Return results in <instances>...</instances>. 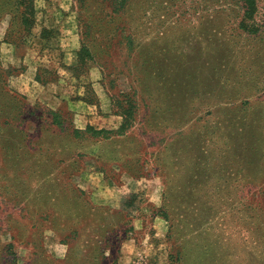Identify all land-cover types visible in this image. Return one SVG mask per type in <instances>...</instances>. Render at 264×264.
<instances>
[{
  "label": "rangeland",
  "instance_id": "374dc122",
  "mask_svg": "<svg viewBox=\"0 0 264 264\" xmlns=\"http://www.w3.org/2000/svg\"><path fill=\"white\" fill-rule=\"evenodd\" d=\"M112 3L0 0V264H264V0Z\"/></svg>",
  "mask_w": 264,
  "mask_h": 264
},
{
  "label": "trees",
  "instance_id": "16d2710c",
  "mask_svg": "<svg viewBox=\"0 0 264 264\" xmlns=\"http://www.w3.org/2000/svg\"><path fill=\"white\" fill-rule=\"evenodd\" d=\"M112 1L113 3L111 5L112 7L111 12L113 14L119 15V12L123 11V8L125 7L126 0H112ZM240 2L242 3V20L239 24V28L245 33L255 34L256 28L255 25L253 24V16L256 12L255 0H240ZM21 22L23 23V19H21ZM80 51L84 52V57L89 58V54L84 48V46L81 47ZM121 117H122L121 124L115 130H95L92 129L90 126H86L84 131L90 133L92 136H98V135L108 136L111 134L121 135L126 129L128 123V120L126 118H124L123 116Z\"/></svg>",
  "mask_w": 264,
  "mask_h": 264
},
{
  "label": "crops",
  "instance_id": "0c3cea01",
  "mask_svg": "<svg viewBox=\"0 0 264 264\" xmlns=\"http://www.w3.org/2000/svg\"><path fill=\"white\" fill-rule=\"evenodd\" d=\"M12 87L18 89L19 91H23V93H27L24 89H30V88H34V85H36L35 82H31L33 85H31L30 83L25 84V82H20V81H15V82H10Z\"/></svg>",
  "mask_w": 264,
  "mask_h": 264
}]
</instances>
